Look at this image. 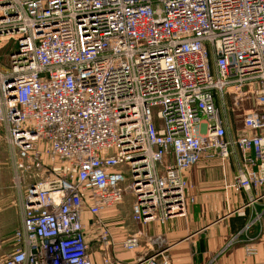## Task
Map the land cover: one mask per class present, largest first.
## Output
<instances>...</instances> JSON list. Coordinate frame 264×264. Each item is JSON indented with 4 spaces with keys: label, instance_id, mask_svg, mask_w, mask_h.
Here are the masks:
<instances>
[{
    "label": "built area",
    "instance_id": "2783aa9c",
    "mask_svg": "<svg viewBox=\"0 0 264 264\" xmlns=\"http://www.w3.org/2000/svg\"><path fill=\"white\" fill-rule=\"evenodd\" d=\"M0 48V124L25 182L2 264H96L83 214L104 248L99 215L125 194L134 222L184 215L201 158L233 157L236 189L264 184V0H0Z\"/></svg>",
    "mask_w": 264,
    "mask_h": 264
},
{
    "label": "crops",
    "instance_id": "0c3cea01",
    "mask_svg": "<svg viewBox=\"0 0 264 264\" xmlns=\"http://www.w3.org/2000/svg\"><path fill=\"white\" fill-rule=\"evenodd\" d=\"M235 174L233 157L201 158L185 173L194 200L184 215L164 222H134L132 198L127 196L99 215L111 226L113 244L108 248L99 239L96 217L86 211L83 233L92 262L100 263L105 254L124 263L139 255L156 254L167 257L171 264H264V184L257 189H236L232 185ZM133 232L140 233V243L134 250H126L120 241ZM6 256L0 255V264Z\"/></svg>",
    "mask_w": 264,
    "mask_h": 264
},
{
    "label": "rangeland",
    "instance_id": "374dc122",
    "mask_svg": "<svg viewBox=\"0 0 264 264\" xmlns=\"http://www.w3.org/2000/svg\"><path fill=\"white\" fill-rule=\"evenodd\" d=\"M6 64V48H0V67H4ZM250 105L251 103L246 101L242 103L239 110L230 112V117L233 120L234 127L240 126L242 112ZM24 183V181L21 183H17L15 181V173L11 162L10 149L5 139V130L0 124V232L2 234L1 236H3L0 240L1 256L8 255L15 249L16 246L14 233L16 229L19 228L17 223L20 216L19 214H21L22 217L20 198L24 191ZM127 196L129 197L128 194H125L121 201L125 200ZM100 220H102L104 225L110 229L111 226H109L107 222H105L102 218H100Z\"/></svg>",
    "mask_w": 264,
    "mask_h": 264
}]
</instances>
